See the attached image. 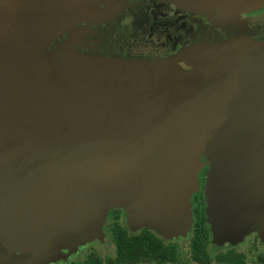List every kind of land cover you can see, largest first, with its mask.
<instances>
[{"label": "water", "instance_id": "95a60500", "mask_svg": "<svg viewBox=\"0 0 264 264\" xmlns=\"http://www.w3.org/2000/svg\"><path fill=\"white\" fill-rule=\"evenodd\" d=\"M51 1L0 0V243L47 257L52 240L97 233L107 207L131 210L133 201L146 213L151 207L161 227L165 202L184 211L201 157L210 203L232 207L231 232L221 222L227 209L207 211L222 237L236 240L250 220L264 227V203L255 217L244 208L252 191L264 197L261 46L230 43L163 60L200 63L252 50L258 66L161 84L116 73L114 61L100 67L92 56L8 49L4 36L24 39L44 23L36 8ZM172 1L194 11L264 7V0Z\"/></svg>", "mask_w": 264, "mask_h": 264}, {"label": "flooded vegetation", "instance_id": "af4514ba", "mask_svg": "<svg viewBox=\"0 0 264 264\" xmlns=\"http://www.w3.org/2000/svg\"><path fill=\"white\" fill-rule=\"evenodd\" d=\"M95 7L84 6L92 14L80 8L79 12L71 10L74 14L64 9L60 14L66 15L65 18L37 25L24 39L6 34L4 45L8 49L26 46L44 56L81 59L89 56L88 49L104 57L113 53L128 60H100L96 64L101 67L103 63L113 62L118 68H127L132 78L146 75L154 84L256 67L257 52L264 51V7L246 13L194 11L180 8L172 0H116L107 6L96 3ZM82 11L96 18H82ZM230 43L261 47L256 50L257 54L250 50L207 62L161 64L179 55ZM92 57L98 59V56ZM80 64L83 75L86 63ZM200 160L201 167L195 174V184L184 211L179 212L173 201L165 202L162 227L157 226L155 216L151 217V207L146 213V204L142 202L128 204L130 216L138 218V225L132 227L122 205L109 206L97 233L52 240L47 257H39L36 251L10 250L1 241L0 264H264V227L249 224L251 220L248 227L244 225L240 240L229 238L228 243L225 239V242L213 239L204 193L208 163L205 158ZM248 197L246 200L250 202L243 201L246 215L250 212L255 217L254 209L263 206L264 200L259 202L263 196L255 190ZM222 201L215 200L210 206L218 214L227 209L223 215L226 217L224 231L231 232L232 207Z\"/></svg>", "mask_w": 264, "mask_h": 264}, {"label": "rangeland", "instance_id": "374dc122", "mask_svg": "<svg viewBox=\"0 0 264 264\" xmlns=\"http://www.w3.org/2000/svg\"><path fill=\"white\" fill-rule=\"evenodd\" d=\"M111 2L115 3L116 0H55V1L49 2L47 6L40 7L41 9H39V7L36 8V10L38 12H36L35 14L38 17V18L36 17L38 20H41V21L43 20L44 23L52 24V20L53 19H59L61 17L60 13H62L64 9H67V10H69V12H72L74 14L75 12L71 11V10H74V9L77 10L78 9V12H79V8H80L81 10L86 11L84 6L87 7V5H90V8L96 9V7H95L96 3H102L103 6H107V4H109ZM84 11H82V12H84ZM86 12H89V13L92 14L91 11L87 10ZM86 12H84V16L82 18H96L95 16H92V15L89 16V14L85 15ZM65 17H66V15H63L60 19H63ZM103 45L105 46V44H103ZM89 47H91V46H89ZM88 51H91V52L89 54H87V55H89V56H98L97 58L100 59V60H103V61L124 62V60H128V59H123V57H121L119 55H115L113 53H111V54L108 53V56L104 57L105 55H103L101 53L93 52L94 49H92V50L88 49ZM113 66L114 67L111 70L115 71L116 73L127 70V68H121V67L118 68V66H116V65H113ZM92 67H94V66H92ZM105 67H107L108 70L110 69V67H108V66H105ZM105 75H107V74H105ZM106 77L107 76H105V78ZM207 170L208 169H206L205 172H204V180L207 177ZM204 190H205V186H204ZM204 193H205V197H206L207 204H208L207 211H209V209H210V200H209V197H207V195H206V190L204 191ZM127 201H129V200H127ZM129 202H131V201H129ZM125 213L127 215V220L129 221L131 227L135 226V225H138V218L136 217V215L130 216L131 213L129 212V210H126ZM249 213H248V215H250ZM210 215H211V213L209 214V216ZM215 217H217V216H215ZM208 220H209V218H208ZM211 220L212 221L209 220L210 227H211L210 228V232L212 234L213 239H215V242H223L224 241L223 239L227 240L226 242L231 241V240L226 239L225 237H222V235L219 232L218 226H217V228H215V226H213V217H211ZM221 222L223 223V220H221ZM164 223L165 222H163V224ZM254 223H256L254 220H253V222H251V221L249 222V224H254ZM173 226H176V225H173ZM222 227L225 228V224ZM250 228H248V229H250ZM252 228H254V227H252ZM248 229H246L245 231H247ZM157 230H158V228H157ZM163 235H167V234H163ZM241 238H242V235L239 234L237 239L240 240Z\"/></svg>", "mask_w": 264, "mask_h": 264}]
</instances>
